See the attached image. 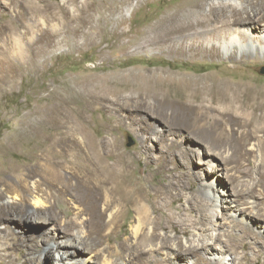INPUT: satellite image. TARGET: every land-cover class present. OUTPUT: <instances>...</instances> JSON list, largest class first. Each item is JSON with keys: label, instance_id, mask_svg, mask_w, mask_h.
<instances>
[{"label": "bare ground", "instance_id": "6f19581e", "mask_svg": "<svg viewBox=\"0 0 264 264\" xmlns=\"http://www.w3.org/2000/svg\"><path fill=\"white\" fill-rule=\"evenodd\" d=\"M29 4L33 15L52 19L56 13L50 3ZM181 5L159 22L154 42L172 40L178 46L173 52L190 58L264 54V0H190ZM34 27L29 23L26 34ZM137 81L141 109L154 117L146 127L162 138L187 131L182 142L210 143L208 150L191 149L204 171L202 195L196 190L187 205L176 206L186 190L183 178L191 171L184 156L180 168L173 164L175 171L180 169L178 180L151 183L149 176L135 170V161L121 156L110 161L106 153L112 151L111 144L89 139L83 124L59 129L44 141L33 127L29 137L41 152L34 153L38 171L29 176L36 173L39 180L33 188L22 183L2 190L7 180L0 177V202L13 200L0 203V253L11 257L18 252L19 264H37L45 248L65 252L71 261L64 264H97V259L102 264H264L263 88L237 87L211 74L167 75L165 70L143 71ZM176 92L181 99L172 98ZM168 141L164 147L176 154L182 142ZM229 178L240 188L232 191ZM77 188L95 194L86 199L75 194ZM61 194L70 201H61ZM186 212L191 217H185ZM29 222L51 223L40 233V242L24 235ZM127 226L130 236L109 242L112 235H126ZM14 228L21 229L18 236ZM190 229L194 234L187 243L170 236L175 232L188 237ZM238 230L241 233L235 234ZM231 255L236 258L229 259Z\"/></svg>", "mask_w": 264, "mask_h": 264}, {"label": "rangeland", "instance_id": "374dc122", "mask_svg": "<svg viewBox=\"0 0 264 264\" xmlns=\"http://www.w3.org/2000/svg\"><path fill=\"white\" fill-rule=\"evenodd\" d=\"M28 2L40 6L50 3L56 13L52 19H47L33 15L27 2L0 0V160L3 162L0 177L7 180L1 189H14L22 183L33 188L34 182L39 180L36 173L29 176L38 171L33 155L41 152L40 145L30 138L31 128H39L44 141L59 129L83 124L89 128V139L111 144L112 151L106 153L110 161L116 156L135 161V170L149 176L151 183L178 180L180 169L173 168L182 166L180 161L184 156L191 164V171L183 178L186 190L176 206L187 205L188 198L196 197V190L202 195L204 171L197 166V155L191 149L197 152L203 146L208 150L210 143L182 142L183 137L189 135L187 131L162 138L151 127H146L145 123L151 125L154 117L141 109L137 78L141 72L153 70H165L167 75L211 74L237 87L250 85L264 90V54L245 52L235 57L219 54L190 58L173 52L178 46L172 40L154 42L159 22L190 0ZM29 23L35 26L31 35L26 34ZM176 95L172 98L181 99L179 93ZM77 137L83 139L81 135ZM131 139L133 145L129 146ZM166 139L182 142L176 154L164 147ZM183 151L187 155H183ZM149 159L151 165H147ZM15 167L17 170H13ZM226 180L232 191L240 188L238 181ZM74 192L86 199L95 194L85 188ZM59 197L61 201H70L66 194ZM12 201L6 198L0 203ZM89 205L93 209V205ZM55 211L59 213L57 208ZM184 215L191 217L187 212ZM50 226L51 223L29 222L23 232L40 242V233ZM20 232L21 229L14 228L15 236ZM239 233V230L235 232ZM130 234L131 228L127 226L126 235L122 232L112 235L109 242L120 241ZM190 234L187 237L170 232V236H176L183 243L193 238V229ZM237 248L240 257L241 245ZM261 249L264 250V245ZM248 252L251 254V250ZM38 257L37 264L71 261L65 257V252L50 253L48 248ZM17 258L18 252L11 257L0 253V264H19ZM235 258V255L229 256V259ZM102 261L97 259V264ZM251 264L259 263L252 260Z\"/></svg>", "mask_w": 264, "mask_h": 264}, {"label": "water", "instance_id": "95a60500", "mask_svg": "<svg viewBox=\"0 0 264 264\" xmlns=\"http://www.w3.org/2000/svg\"><path fill=\"white\" fill-rule=\"evenodd\" d=\"M133 145V141H132V139H131V143H130V145L129 146H132Z\"/></svg>", "mask_w": 264, "mask_h": 264}]
</instances>
